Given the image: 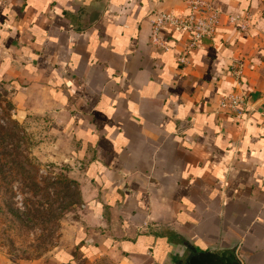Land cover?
<instances>
[{
    "label": "crops",
    "instance_id": "obj_1",
    "mask_svg": "<svg viewBox=\"0 0 264 264\" xmlns=\"http://www.w3.org/2000/svg\"><path fill=\"white\" fill-rule=\"evenodd\" d=\"M208 1L220 23L188 52L151 25L187 0H0V91L65 140L79 190L46 264H169L174 238L264 264V0Z\"/></svg>",
    "mask_w": 264,
    "mask_h": 264
},
{
    "label": "rangeland",
    "instance_id": "obj_2",
    "mask_svg": "<svg viewBox=\"0 0 264 264\" xmlns=\"http://www.w3.org/2000/svg\"><path fill=\"white\" fill-rule=\"evenodd\" d=\"M67 153L48 121L0 91V264H46L63 244L79 206Z\"/></svg>",
    "mask_w": 264,
    "mask_h": 264
},
{
    "label": "built area",
    "instance_id": "obj_3",
    "mask_svg": "<svg viewBox=\"0 0 264 264\" xmlns=\"http://www.w3.org/2000/svg\"><path fill=\"white\" fill-rule=\"evenodd\" d=\"M221 12L212 7L208 0H187V12L183 15H175L171 12L157 11L151 13V25L156 34L160 29L170 28L181 33L191 34V40L187 51L198 46L199 41L204 37L213 35L220 23ZM239 20V16H228V22L234 23ZM181 63H185V56L177 58ZM219 107L227 113H233L241 108L253 110V104L246 95L240 93H230L221 98ZM262 118L264 128V104L258 110Z\"/></svg>",
    "mask_w": 264,
    "mask_h": 264
},
{
    "label": "water",
    "instance_id": "obj_4",
    "mask_svg": "<svg viewBox=\"0 0 264 264\" xmlns=\"http://www.w3.org/2000/svg\"><path fill=\"white\" fill-rule=\"evenodd\" d=\"M99 11L90 13L88 22L93 23ZM236 245L228 247H210L208 249L196 248L192 244H186V258L179 252L177 264H242L237 256Z\"/></svg>",
    "mask_w": 264,
    "mask_h": 264
},
{
    "label": "flooded vegetation",
    "instance_id": "obj_5",
    "mask_svg": "<svg viewBox=\"0 0 264 264\" xmlns=\"http://www.w3.org/2000/svg\"><path fill=\"white\" fill-rule=\"evenodd\" d=\"M172 247L174 251L170 254V260L169 264H177V258L179 255V252H182V255L184 258H186L189 254L186 252V244L185 242L179 240V239H173L171 240Z\"/></svg>",
    "mask_w": 264,
    "mask_h": 264
}]
</instances>
